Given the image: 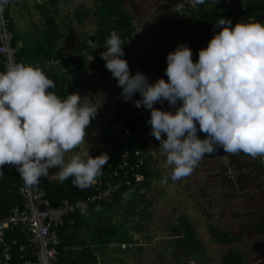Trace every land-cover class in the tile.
Wrapping results in <instances>:
<instances>
[{
    "label": "crops",
    "instance_id": "obj_1",
    "mask_svg": "<svg viewBox=\"0 0 264 264\" xmlns=\"http://www.w3.org/2000/svg\"><path fill=\"white\" fill-rule=\"evenodd\" d=\"M171 2L7 1L16 63L54 60L38 67L55 84L49 91L62 99L73 92L82 97L90 94L97 108L85 129V142L66 153V161L72 155L86 158L108 153L111 148L103 132L122 124L115 120L119 105L125 107L124 121L133 125L139 142L150 152L141 182L111 202L76 215L63 233L58 230L69 264H230L227 255H232V264H264V156L225 153L220 148L211 156L206 154L189 176L173 181L159 141L150 135V110L123 100L105 61L81 52L85 41L110 32L115 21L125 18L135 34L122 58L130 73L141 71L150 82L159 78L167 82L166 56L177 44L188 46L193 62L198 60L185 22L178 18L182 13ZM0 72H4L1 55ZM137 99H141L139 93L133 96ZM154 107L175 111L167 101ZM197 135L206 136L200 131ZM58 171V167L49 169L47 177L58 179Z\"/></svg>",
    "mask_w": 264,
    "mask_h": 264
},
{
    "label": "clouds",
    "instance_id": "obj_2",
    "mask_svg": "<svg viewBox=\"0 0 264 264\" xmlns=\"http://www.w3.org/2000/svg\"><path fill=\"white\" fill-rule=\"evenodd\" d=\"M6 3L0 0V12ZM214 28L220 30L198 51L196 62L184 44L167 54V82H150L141 71L131 74L115 30L100 53L123 100L150 110V135L159 141L173 181L189 176L206 154L220 148L264 156V23L238 21L233 26L231 19L219 18ZM50 88L54 82L38 67L10 63L0 72V167L16 166L26 186L38 185L49 169L58 167L61 183L72 177V185L84 190L102 175L109 156L72 155L66 161V153L85 142L97 108L90 94L73 92L62 99ZM136 93L141 99L133 100ZM165 101L175 111L154 107ZM198 131L206 136L199 138Z\"/></svg>",
    "mask_w": 264,
    "mask_h": 264
},
{
    "label": "built area",
    "instance_id": "obj_3",
    "mask_svg": "<svg viewBox=\"0 0 264 264\" xmlns=\"http://www.w3.org/2000/svg\"><path fill=\"white\" fill-rule=\"evenodd\" d=\"M181 1L182 4L177 6V9H186L189 13L197 11L200 6L195 0ZM6 4L0 12V55L3 58L4 71L10 63H16V48L12 44L13 32L5 11ZM112 31L106 33L101 40L85 41L81 52L83 54L90 52L101 59L100 53L106 50L104 46ZM117 34L122 40V48L126 53L135 40V34L129 33L123 36L118 32ZM199 36L198 46L206 48L213 32L201 28ZM53 62L52 59L38 61L31 66H48ZM130 132L129 128L122 124L116 126L113 139L118 145L119 160L104 178H96V182L87 188L88 192L83 198L73 201L64 198L53 204L46 196L45 177H41L40 183L33 186H26L20 178L18 191L21 202L13 205L0 217V264H57L59 228L74 224V217L81 213V209L88 210L93 205L110 201L122 188L144 179L140 168L144 165L149 152L141 146L134 149L127 147ZM14 233L17 235L13 236Z\"/></svg>",
    "mask_w": 264,
    "mask_h": 264
},
{
    "label": "trees",
    "instance_id": "obj_4",
    "mask_svg": "<svg viewBox=\"0 0 264 264\" xmlns=\"http://www.w3.org/2000/svg\"><path fill=\"white\" fill-rule=\"evenodd\" d=\"M183 12L186 14L187 10L183 9ZM182 13V14H184ZM181 15H178L180 18ZM219 18H227L231 19L233 26L238 22H261L264 20V0H205L203 4H200L199 8L195 12H188L187 15V27L186 34L189 37L190 44L192 43L195 47V52H197L202 48L198 46V42L200 40L199 30L201 28H206L211 32H218L219 28H214L215 22L218 21ZM119 22V23H118ZM193 22V23H192ZM113 30H116L121 36L127 35L131 33L132 26L125 18L118 19V21L114 22ZM107 32L100 34L96 38V40L103 39L104 35ZM57 34L51 35V37H56ZM50 57V56H48ZM61 92V91H60ZM125 107L119 105L117 107V113L115 120L120 119L122 125L129 128L130 132V141L127 144V147L130 149L137 148L141 146L146 151V146L143 143L139 142L140 140L137 138L135 130L133 129V125L129 126L123 119V110ZM116 129L115 125L109 126V128L105 129L103 132V136L106 140V143L110 146V150L107 155L109 156L108 163L104 166L102 170V175L97 178H104L107 173L110 171L112 167H114L119 160V150L118 145L114 142L113 139V131ZM149 152V151H148ZM150 154V152H149ZM99 156V154L93 155V157ZM147 156L146 162L148 160ZM144 166V165H143ZM140 168V171L144 172V167ZM0 171L3 174H0V217L6 214L9 209L21 202V197L18 191V187L20 184V175L16 170V166L13 165H4L0 167ZM145 173V172H144ZM72 177L65 180L61 183L58 179L48 178L46 177L44 181V189L46 191V196L53 203L56 204L62 199L66 198L69 200H75L78 198H83L88 192L87 188L84 190H80L72 185ZM136 183H133L131 186L124 187L120 191H118L115 196L107 202L102 203L101 205H105L111 202L116 196L123 190H130L135 186ZM94 206V205H93ZM92 207V206H91ZM90 207V208H91ZM78 215V214H77ZM68 225L61 227V232L67 228ZM60 230V228H59ZM16 236L17 233L12 234ZM22 241V238L19 237ZM65 247L64 240L61 238V242L58 245V258L61 264H69V260L64 257ZM226 260H229V263L232 264L233 257L232 255H227L225 257ZM61 260V261H60ZM231 261V262H230Z\"/></svg>",
    "mask_w": 264,
    "mask_h": 264
},
{
    "label": "rangeland",
    "instance_id": "obj_5",
    "mask_svg": "<svg viewBox=\"0 0 264 264\" xmlns=\"http://www.w3.org/2000/svg\"><path fill=\"white\" fill-rule=\"evenodd\" d=\"M171 3H173V5L175 6V4H176V6H180L181 4H182V1L181 0H172V2ZM179 12H181V13H184L183 12V9L181 10H179ZM186 13H188V12H186ZM180 14V13H179ZM181 15V17H180V19H181V21L182 22H185V27H187V22H186V20H187V16H186V14L184 13V14H180ZM79 52V51H78ZM78 54V53H77Z\"/></svg>",
    "mask_w": 264,
    "mask_h": 264
}]
</instances>
